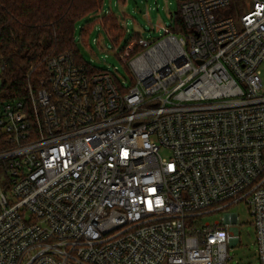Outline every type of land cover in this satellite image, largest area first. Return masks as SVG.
Masks as SVG:
<instances>
[{"label": "built area", "instance_id": "2783aa9c", "mask_svg": "<svg viewBox=\"0 0 264 264\" xmlns=\"http://www.w3.org/2000/svg\"><path fill=\"white\" fill-rule=\"evenodd\" d=\"M227 9L126 45L130 87L66 51L0 101V264H226L238 215L198 218L239 202L264 264V0Z\"/></svg>", "mask_w": 264, "mask_h": 264}, {"label": "trees", "instance_id": "16d2710c", "mask_svg": "<svg viewBox=\"0 0 264 264\" xmlns=\"http://www.w3.org/2000/svg\"><path fill=\"white\" fill-rule=\"evenodd\" d=\"M102 3L103 0H0V101L24 98L29 85L35 86L47 77L48 58L71 51L78 59L76 26L82 21L80 37L84 42L87 17H95ZM181 4L174 14V24L169 26L174 35L186 34ZM102 27L112 43L121 45V53L131 41L140 38H124L113 15L103 17Z\"/></svg>", "mask_w": 264, "mask_h": 264}, {"label": "rangeland", "instance_id": "374dc122", "mask_svg": "<svg viewBox=\"0 0 264 264\" xmlns=\"http://www.w3.org/2000/svg\"><path fill=\"white\" fill-rule=\"evenodd\" d=\"M184 0H103L101 11L95 16H88V29L82 43L79 22L75 30V49L78 61L89 65L95 71H110L118 82L130 87L131 79L127 65L119 59L120 46L115 52L116 44H112L103 26L105 12L111 13L123 30L124 38L139 36L148 40H157L164 36V27L174 24L175 13L179 12L180 3ZM252 0H229L230 15L234 23L239 26V17L247 11ZM98 40V44L95 41ZM114 47V48H113ZM113 68H116V72ZM264 81V67L261 68ZM1 85V68H0ZM2 170L0 169V184L4 188ZM7 191L6 193H8ZM238 215V241L228 245L227 253L230 260L226 264H259L257 255L256 237L252 224V217L244 202L232 204L220 212L199 217L203 224L213 226L222 224L225 214Z\"/></svg>", "mask_w": 264, "mask_h": 264}, {"label": "water", "instance_id": "95a60500", "mask_svg": "<svg viewBox=\"0 0 264 264\" xmlns=\"http://www.w3.org/2000/svg\"><path fill=\"white\" fill-rule=\"evenodd\" d=\"M229 13V9H227L226 11H225V14L227 15Z\"/></svg>", "mask_w": 264, "mask_h": 264}]
</instances>
